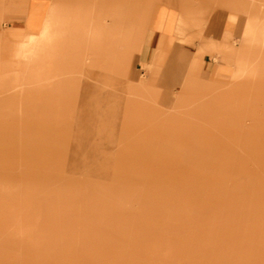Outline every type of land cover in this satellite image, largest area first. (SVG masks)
<instances>
[{
	"label": "rangeland",
	"instance_id": "obj_1",
	"mask_svg": "<svg viewBox=\"0 0 264 264\" xmlns=\"http://www.w3.org/2000/svg\"><path fill=\"white\" fill-rule=\"evenodd\" d=\"M156 2L85 0L84 35L61 36L52 0L39 67L6 74L0 264H264V164L240 162L261 78L197 82L185 51L154 77L134 52Z\"/></svg>",
	"mask_w": 264,
	"mask_h": 264
},
{
	"label": "crops",
	"instance_id": "obj_2",
	"mask_svg": "<svg viewBox=\"0 0 264 264\" xmlns=\"http://www.w3.org/2000/svg\"><path fill=\"white\" fill-rule=\"evenodd\" d=\"M84 4L85 0H61L62 31L53 34L84 35ZM51 7L52 0H0V92H4L6 74L18 72L23 66L39 67L38 53L43 45L40 40L48 34L45 24ZM74 18L76 29L67 22ZM1 20H11L12 26H5ZM235 34L239 37L236 43L232 40ZM182 51L191 60L190 73L197 82L211 83L217 88L228 82L233 69L240 68V84L259 77L260 85L256 90L264 91V56H261L264 53V0L156 2L142 45L134 52L137 62L150 67L154 77L162 76L164 69L179 66L177 62L184 56ZM217 54L221 58L213 63L216 57L212 59V56ZM172 75L168 82L180 83L175 72ZM141 87L151 88L145 83ZM241 101L240 149L243 150L240 157L243 159L240 162L264 164V95H240ZM20 105L21 95H0V116H19ZM0 124L3 126L5 119L0 120ZM5 146L9 145L0 144V147Z\"/></svg>",
	"mask_w": 264,
	"mask_h": 264
}]
</instances>
